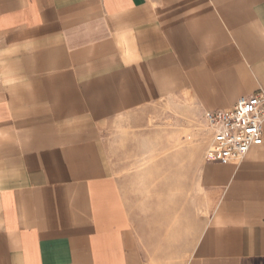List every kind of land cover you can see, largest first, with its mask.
Masks as SVG:
<instances>
[{"label": "crops", "instance_id": "0c3cea01", "mask_svg": "<svg viewBox=\"0 0 264 264\" xmlns=\"http://www.w3.org/2000/svg\"><path fill=\"white\" fill-rule=\"evenodd\" d=\"M263 88L264 0H0V264H264V134L187 204L121 175L160 102Z\"/></svg>", "mask_w": 264, "mask_h": 264}, {"label": "rangeland", "instance_id": "374dc122", "mask_svg": "<svg viewBox=\"0 0 264 264\" xmlns=\"http://www.w3.org/2000/svg\"><path fill=\"white\" fill-rule=\"evenodd\" d=\"M188 113L173 102L163 101L152 109L151 117L140 121L143 127L136 135L140 148H137L134 159L125 161L121 171L131 200L135 197L143 201L148 182L141 180L131 186L132 182L127 179L130 173H151L157 179L152 181L153 187L160 185L171 189L176 183L182 185L184 204L189 203L197 192L199 171L210 134L202 116Z\"/></svg>", "mask_w": 264, "mask_h": 264}, {"label": "built area", "instance_id": "2783aa9c", "mask_svg": "<svg viewBox=\"0 0 264 264\" xmlns=\"http://www.w3.org/2000/svg\"><path fill=\"white\" fill-rule=\"evenodd\" d=\"M210 142L205 158L211 162H241L252 146L263 143L264 88L241 96L234 106L208 113Z\"/></svg>", "mask_w": 264, "mask_h": 264}]
</instances>
